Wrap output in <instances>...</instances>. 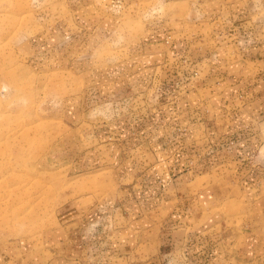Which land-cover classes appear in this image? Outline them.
I'll return each mask as SVG.
<instances>
[{
  "label": "rangeland",
  "instance_id": "obj_1",
  "mask_svg": "<svg viewBox=\"0 0 264 264\" xmlns=\"http://www.w3.org/2000/svg\"><path fill=\"white\" fill-rule=\"evenodd\" d=\"M176 1L0 0V264H60L90 223L134 202L125 189L151 200L178 179L263 201L264 104L247 100L264 77V31L248 34L264 11L220 24L209 56L189 47L205 26ZM249 60L252 76L240 75ZM196 80L208 88L190 107L183 91ZM153 161L164 169L148 175Z\"/></svg>",
  "mask_w": 264,
  "mask_h": 264
},
{
  "label": "crops",
  "instance_id": "obj_2",
  "mask_svg": "<svg viewBox=\"0 0 264 264\" xmlns=\"http://www.w3.org/2000/svg\"><path fill=\"white\" fill-rule=\"evenodd\" d=\"M235 1L237 5L243 4L245 8H238L239 10L233 14L227 12L225 16L220 11L211 10L216 2L222 7L229 8V3ZM176 2L180 5L187 3L190 8H194L190 16L200 20L205 26L204 28H193L190 31L189 39L187 38L189 47H203V51L205 50L209 56L215 50H221V44L219 47L214 45V36L223 34L219 33L221 31L218 29L220 24L224 22L225 25L236 18L237 21L240 18L243 19L244 14L249 15L250 18L252 11L259 6L264 11V0H177ZM225 3L228 5L226 6ZM250 5L254 9H251ZM262 16V20H264V13ZM242 28L247 30L244 23ZM258 28L264 31V24L255 25L253 31L248 29L250 30L248 34L253 36L258 32ZM179 32L182 31H174L172 34L175 35ZM205 38L211 40H207L203 44L201 40ZM166 56L165 53L164 59L161 57L160 59L163 61ZM250 62L252 61L239 62L241 67H245V70L243 69L244 71L239 73L240 75L244 76L248 73L247 75L252 76L253 71L248 66ZM260 63L257 64L259 67H261ZM189 64L193 68L201 67L198 63L189 62ZM259 67H257V74L264 75V69ZM255 80L257 84L254 85L255 89H252L253 92L247 101L263 100L264 104V85H262L264 77ZM197 83L198 80L195 83H188L187 91H183L186 98L191 96L190 107H196L197 97L202 90L208 88L207 86H200L201 82ZM230 96V94L227 95L225 99H229ZM217 97L210 95L209 98L214 101ZM243 101L245 102L242 103L243 105L240 104L241 107L248 106L246 97ZM226 108L232 111L235 107L229 108L226 105ZM254 108L250 110L252 111ZM243 109L241 108V110ZM255 113L256 111H253V114ZM195 116H197V112ZM193 122L190 123L191 135L189 138H193L194 132L197 130V120ZM167 131L170 129L166 127L159 130L162 135ZM128 162L131 161L127 160L125 163ZM154 165L155 162L153 161L151 165L153 168L146 172L148 175H155V171H163L164 165ZM123 178L131 179V175L125 173ZM164 178L166 183L173 182L174 185L170 188L171 191L168 190V195L164 196V191L155 196L156 199L150 200L148 195L152 193L149 191L130 194L131 190L125 189L127 193L125 191L121 196H135L134 202L127 201V204L121 208H112L111 213L106 217L107 219H98V221L90 223L85 231L84 241H82L83 239L78 241L77 238V240L70 241L71 243H82L83 249L74 250L69 247L71 253L75 254L56 257L55 261L60 264H264V199L262 202L261 200H252L247 203V200L245 203V200L241 199L242 195L239 191L236 198L227 189L226 193L231 196L225 194L224 197L223 190L220 194L209 191L208 188H200L201 191H198V185H195L197 187L195 189L191 182L180 186L178 179H176L178 185L176 187V181L174 183L168 176ZM136 186L139 188L138 184ZM142 195H147V199L141 198ZM138 196L140 197L137 199ZM217 200L221 204H217ZM225 202L227 203L225 204ZM230 204L233 205L230 206ZM63 217L61 218L62 221H64ZM114 218L118 221H114ZM64 223L62 227L65 226ZM107 227L108 229H106ZM73 228L68 231L71 237L76 236ZM91 234L93 235L92 238H90ZM93 242L99 246L94 249V252L88 250L90 243L94 245ZM72 256H76V259L71 258Z\"/></svg>",
  "mask_w": 264,
  "mask_h": 264
}]
</instances>
